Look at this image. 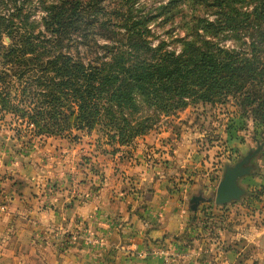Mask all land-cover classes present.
<instances>
[{
	"label": "trees",
	"instance_id": "16d2710c",
	"mask_svg": "<svg viewBox=\"0 0 264 264\" xmlns=\"http://www.w3.org/2000/svg\"><path fill=\"white\" fill-rule=\"evenodd\" d=\"M252 1V11L241 8L237 16L264 19V0ZM9 2L12 13L0 12V112L21 120L35 138L80 140L73 131L102 125L110 142L127 146L150 129L149 119L131 117L140 105L169 113L229 98L245 124L264 132V31L249 51L237 52L204 39L201 32L223 29L219 21L208 22L171 51L150 41L144 17L127 8L105 11L101 0H54L40 21L26 13L30 0ZM237 16L225 24L231 27ZM99 34L115 41L101 46L104 57L97 51ZM86 46L95 60L81 56Z\"/></svg>",
	"mask_w": 264,
	"mask_h": 264
},
{
	"label": "crops",
	"instance_id": "0c3cea01",
	"mask_svg": "<svg viewBox=\"0 0 264 264\" xmlns=\"http://www.w3.org/2000/svg\"><path fill=\"white\" fill-rule=\"evenodd\" d=\"M114 159L82 181L0 138V264H264V203L191 213L171 188L183 161Z\"/></svg>",
	"mask_w": 264,
	"mask_h": 264
},
{
	"label": "rangeland",
	"instance_id": "374dc122",
	"mask_svg": "<svg viewBox=\"0 0 264 264\" xmlns=\"http://www.w3.org/2000/svg\"><path fill=\"white\" fill-rule=\"evenodd\" d=\"M5 1L8 5L2 4L0 12L8 16L13 11V3ZM20 1L25 4V0ZM52 1L54 2L30 0L31 6L26 13L32 15V20L40 21L46 13L45 7ZM227 2L230 5L222 9L221 3L225 5ZM255 3L252 0H101L100 6L105 11L118 12L127 8L134 17H144L148 21L147 29L151 31L150 41L155 45L163 42L171 51H178L183 39L195 36L198 27L219 21L223 29L201 32L204 39L227 50L239 52L249 51L251 43L257 42L260 32L264 31V19H246L237 16L235 12H239L241 8L252 11ZM164 6H167L166 9H162ZM235 16L237 22L234 25L229 27V23L225 24L230 22V17ZM99 35L96 36L99 40L97 51L104 57L106 53L101 46L112 45L115 41ZM5 43L9 44L10 39L7 38ZM81 56L85 61H93L97 57L92 46L82 47ZM233 104V100L229 98L216 105H190L169 113L140 105L139 112L131 117L139 121L149 119L147 123L150 129L127 146L110 142L108 130L102 125L90 132L73 131V135H77L80 140H73V136L62 138L61 135H53L44 142L35 138L33 131L20 126L21 120H17L16 124L9 114L3 112H0V138L16 154L31 156L38 162L42 160L48 165L47 168H73L82 181L94 177L101 180L97 162L102 157L109 163L112 162V165L115 164L116 155L119 159L129 157L131 162L138 165L148 163L151 167L164 168L165 164L172 162L175 170L181 167L180 162L183 161V173L181 168L177 169L180 170V175L172 179L174 184L171 188L182 195L180 198L186 202L187 211L195 213L201 206L206 207L205 211L216 207L217 187L227 165L236 164L249 151L264 145L262 129L256 128L251 122L245 124L244 117L236 112ZM253 163L257 174L246 178L248 180L242 183L247 190V197L243 199L245 205L252 204L253 201L264 203V147ZM252 179L256 181L255 185ZM259 186L263 190H259ZM254 187L256 188L253 189ZM200 193L212 201L203 202L197 211H192V196Z\"/></svg>",
	"mask_w": 264,
	"mask_h": 264
},
{
	"label": "water",
	"instance_id": "95a60500",
	"mask_svg": "<svg viewBox=\"0 0 264 264\" xmlns=\"http://www.w3.org/2000/svg\"><path fill=\"white\" fill-rule=\"evenodd\" d=\"M264 145H259L255 150L249 151L239 162L227 165L223 177L217 187L215 203L217 206H225L240 202L247 195V190L241 185V180L257 174L254 159L261 153ZM212 199H206L203 193L192 197L191 210L197 211L200 204Z\"/></svg>",
	"mask_w": 264,
	"mask_h": 264
},
{
	"label": "built area",
	"instance_id": "2783aa9c",
	"mask_svg": "<svg viewBox=\"0 0 264 264\" xmlns=\"http://www.w3.org/2000/svg\"><path fill=\"white\" fill-rule=\"evenodd\" d=\"M89 242H92V241H90L91 239H87ZM141 256H143V255H141Z\"/></svg>",
	"mask_w": 264,
	"mask_h": 264
}]
</instances>
